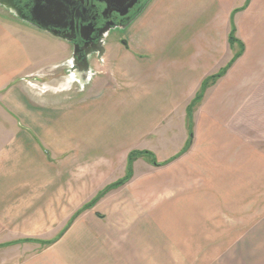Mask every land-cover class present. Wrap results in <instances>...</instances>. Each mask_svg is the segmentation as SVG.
Instances as JSON below:
<instances>
[{
    "label": "crops",
    "instance_id": "crops-1",
    "mask_svg": "<svg viewBox=\"0 0 264 264\" xmlns=\"http://www.w3.org/2000/svg\"><path fill=\"white\" fill-rule=\"evenodd\" d=\"M10 22L0 10V248L58 238L127 175L131 152L170 161L138 159L53 245L18 244L39 249L15 264H264L262 204L247 211L219 128L264 70V0H153L87 86L68 76L71 56L39 65ZM233 27L243 55L206 91L191 135L188 106L241 51ZM62 121L67 133H54Z\"/></svg>",
    "mask_w": 264,
    "mask_h": 264
},
{
    "label": "rangeland",
    "instance_id": "rangeland-1",
    "mask_svg": "<svg viewBox=\"0 0 264 264\" xmlns=\"http://www.w3.org/2000/svg\"><path fill=\"white\" fill-rule=\"evenodd\" d=\"M165 20L166 22H170L169 17ZM11 21L10 24L16 30H13V32L19 35L28 52L31 53L39 65H48L54 61L60 62L62 58L65 59L70 56V50L66 43L54 39L47 33L40 32L37 29L30 28L29 26L23 25L12 19ZM124 37L125 43L128 44L127 34ZM120 39L121 36L116 33L109 37L107 55L110 54V52L112 54L117 51H113L114 48L111 49L113 46H116L117 44L124 46L120 42ZM93 68L98 72H103V69L97 62L93 63ZM51 69L47 70L49 75H57V77L61 76L60 72L62 69ZM57 77L55 76V78ZM250 80L254 81L256 85L258 84L257 89L253 93L245 94V98H243L241 102L242 107L235 116L236 120H223V124L220 123L219 128L220 131L222 130L221 132L227 133L229 136V140L224 143L225 151H222V153H224L223 158L231 160V163L236 159V165L240 162L239 168L237 166L234 167L236 173L231 172V176L236 178V183L243 186L239 188L238 193L240 194L241 199L246 202L247 211L255 206L257 214V206L260 203L262 204V213H264V70H262L261 73L258 72L254 77L250 78ZM49 82L51 83L50 85L54 86L52 90L55 92H59L64 88V86L61 85L60 80H50ZM64 121L55 126L54 133L59 135L67 133L66 131L67 128H69V125H64ZM70 127L72 126L70 125ZM202 128L204 129V127ZM202 133L204 134V132ZM237 154L238 156H236ZM51 161L56 164L58 159H55L53 156ZM242 166L244 167L242 168ZM237 168L240 169V172L238 173ZM238 179L240 180V183L238 182ZM233 191L234 188H231V193ZM103 206L108 207L109 204ZM98 210L101 211L103 209L98 207ZM148 226L145 228H150L152 231L156 229L155 223L153 226L150 224ZM158 227L159 226H157V228ZM61 229L62 226H58L56 223L53 228L54 234L58 233ZM36 249H39L38 245L30 244L21 246L14 244L12 246L0 248V264H15L20 259L22 260L29 255H32V253H34L32 251Z\"/></svg>",
    "mask_w": 264,
    "mask_h": 264
},
{
    "label": "flooded vegetation",
    "instance_id": "flooded-vegetation-1",
    "mask_svg": "<svg viewBox=\"0 0 264 264\" xmlns=\"http://www.w3.org/2000/svg\"><path fill=\"white\" fill-rule=\"evenodd\" d=\"M1 1L18 13L19 20L13 19L4 7H0L3 14L23 25H26V22L35 24L39 17L38 13L42 12L43 16L47 17L50 32L37 30L57 40L60 39L54 34L59 33V36L67 40L65 43L69 47L71 58L74 52L80 57L93 55L90 61L93 67L94 62L101 64L97 59V52H99V43L103 38V30L108 27L112 28L106 35V50L108 39L114 33L121 36L120 42L123 43L129 28L144 14L153 0H137L125 16L122 15L125 11V6L122 7V4L126 3V6H130L133 0ZM128 25L129 27L125 28ZM57 27L62 30L58 32Z\"/></svg>",
    "mask_w": 264,
    "mask_h": 264
},
{
    "label": "trees",
    "instance_id": "trees-1",
    "mask_svg": "<svg viewBox=\"0 0 264 264\" xmlns=\"http://www.w3.org/2000/svg\"><path fill=\"white\" fill-rule=\"evenodd\" d=\"M237 11H240V10H237ZM229 40H230L231 46H234L236 43L240 44L241 51L236 53L235 56L233 57V59L231 60V62L225 68H223L218 74L208 77L203 82L201 89L199 90V92L197 93L196 97L193 99L191 104L188 106V108H187L188 124H189L191 135L193 134V117H194V114H195L196 110L200 107V105H201V103L205 97L206 91L210 87H212L219 79L223 78L228 73V71L233 67V65L237 62V60L243 55L244 45L241 42H239V40L236 38V29L234 27L232 28ZM192 143H193V138L191 137L187 146L185 147L183 152L178 157H180L181 155L188 152L192 146ZM178 157H176V158H178ZM140 158H144L156 166H164V165H168L170 163V161H169V162H166L164 164H160L157 161L155 155L151 152H148V151H133V152H131L129 157H128L127 175L123 179H120L119 181L105 187L103 190H101L97 194V196L93 200H91L89 203L85 204L79 211H77L75 213V215L71 218L68 225L66 226V228L63 230V232L61 233V235L58 238H56L54 240H50V241L27 239V240H21L20 242H18V244H20V243L21 244L22 243H35V244H40L42 247H49V246L53 245L57 241V239L62 237V235L64 233H66L69 228L72 227L74 222L83 213H85L89 210H93L97 206V204H99L103 199H105L111 192L124 187L133 178V176H134V163ZM171 161H174V159Z\"/></svg>",
    "mask_w": 264,
    "mask_h": 264
},
{
    "label": "water",
    "instance_id": "water-1",
    "mask_svg": "<svg viewBox=\"0 0 264 264\" xmlns=\"http://www.w3.org/2000/svg\"><path fill=\"white\" fill-rule=\"evenodd\" d=\"M136 1L137 0H133V3L130 4V6H126V3L122 4V7L125 6V11L122 12L123 16H125L129 13V8H131L132 5ZM0 7H4L13 19L19 20L18 13L15 12L12 7L6 6L1 0H0ZM38 15H39V17L37 18V20H36L37 22H35V24H32L30 22H26V25H28L30 28L50 32L49 28H48V24H47V17L45 18L43 16L42 12H39ZM129 25L126 26L125 28L129 27ZM111 29H112L111 27H108V28L103 30V38H102V41L99 43L100 48H99V52H97V54H98L97 59L101 64L103 63L104 57L107 53L106 35L109 33V31ZM114 29H116V28H114ZM56 30L58 32H60V30H62V29L57 27ZM54 36L63 42H67L66 39L59 36V33H55ZM122 44L127 47V43H125V41ZM92 57H93V55L80 57V56H78V54L76 52H74L72 55V58L64 64V66L68 67V69H69L68 76H70L73 81L79 83L80 86H87L97 74L94 71V68L91 66L90 61H91ZM80 62H82V63H80ZM62 68H63V66H62Z\"/></svg>",
    "mask_w": 264,
    "mask_h": 264
}]
</instances>
